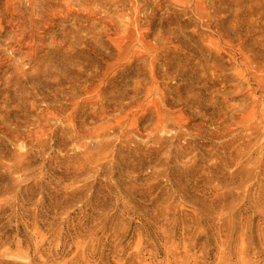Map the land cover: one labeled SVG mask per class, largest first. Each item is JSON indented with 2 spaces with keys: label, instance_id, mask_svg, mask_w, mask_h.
<instances>
[{
  "label": "rangeland",
  "instance_id": "rangeland-1",
  "mask_svg": "<svg viewBox=\"0 0 264 264\" xmlns=\"http://www.w3.org/2000/svg\"><path fill=\"white\" fill-rule=\"evenodd\" d=\"M0 0V264H264V0Z\"/></svg>",
  "mask_w": 264,
  "mask_h": 264
},
{
  "label": "bare ground",
  "instance_id": "bare-ground-1",
  "mask_svg": "<svg viewBox=\"0 0 264 264\" xmlns=\"http://www.w3.org/2000/svg\"><path fill=\"white\" fill-rule=\"evenodd\" d=\"M14 3H15V1H13V0H10V5H11V4H14Z\"/></svg>",
  "mask_w": 264,
  "mask_h": 264
}]
</instances>
